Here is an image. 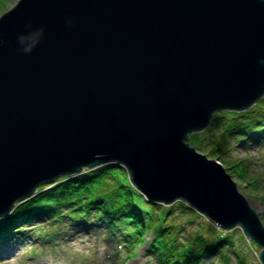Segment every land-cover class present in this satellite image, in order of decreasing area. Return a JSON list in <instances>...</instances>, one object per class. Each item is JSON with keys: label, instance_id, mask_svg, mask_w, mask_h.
<instances>
[{"label": "water", "instance_id": "1", "mask_svg": "<svg viewBox=\"0 0 264 264\" xmlns=\"http://www.w3.org/2000/svg\"><path fill=\"white\" fill-rule=\"evenodd\" d=\"M264 97V0H20L0 17V219L39 187L117 163L261 248L264 225L187 143Z\"/></svg>", "mask_w": 264, "mask_h": 264}, {"label": "trees", "instance_id": "2", "mask_svg": "<svg viewBox=\"0 0 264 264\" xmlns=\"http://www.w3.org/2000/svg\"><path fill=\"white\" fill-rule=\"evenodd\" d=\"M214 128L219 129L216 141L211 133ZM230 141L239 147L264 142V97L248 110L214 114L205 131L194 135L190 143L193 142L191 145L196 150L207 151L211 159L221 161L228 152ZM224 162L230 172L237 177H245L243 165ZM250 182L254 189L258 188L254 178ZM37 192L34 197L17 205L10 215L0 219V250L8 248L25 225L48 220L55 225L61 221L82 222L80 224L85 230L94 219L101 220L105 216L112 224L107 238H115L127 246L131 251L127 256L132 259L138 254L134 248L147 244L143 235H150L154 239L148 241L146 252L155 259V264H204V260L218 255L224 264H232L230 255L236 257L235 264H245L239 250H235L236 241L231 232L218 231L211 224L205 231L194 233L184 241L177 238L172 229L177 226L175 211L190 207L181 201L170 206L146 201L131 183L128 171L117 163L76 176L61 177L54 183L39 187ZM128 225H133L134 233Z\"/></svg>", "mask_w": 264, "mask_h": 264}, {"label": "rangeland", "instance_id": "3", "mask_svg": "<svg viewBox=\"0 0 264 264\" xmlns=\"http://www.w3.org/2000/svg\"><path fill=\"white\" fill-rule=\"evenodd\" d=\"M19 1L0 0V17L12 10ZM201 133L197 134L201 135ZM211 133L212 139L216 141L219 129L214 128ZM194 135H191L187 140L190 146L193 145V142L190 143V141ZM204 149L208 148L204 147ZM197 151L208 157L207 151ZM224 161L243 165L246 168L245 177L240 178L230 172L224 165ZM219 163L224 166L227 173L236 183L239 193L257 213L264 225V142L251 145L250 147H239L238 144L230 141L228 152ZM251 178L256 180L257 189L252 186ZM181 202L192 210H189L190 208H182L175 211L174 221L178 227L174 225L175 227L172 229H174V233L176 232L177 238L180 237L184 241L194 233L205 231L208 225L210 227L212 225L218 231L231 232L236 241L237 247L235 250H239L238 254L245 264H261L259 259L261 248L245 235L240 226L231 231H223L213 221L197 213L187 202ZM79 221L83 220L80 219ZM80 223L61 221V223L55 225L48 220L25 225L17 239L10 243L8 248L0 250V264H155V259L146 252L148 241L150 242L154 239L153 236L143 235L147 244L140 248H134L138 254L135 259H131L127 256V253H131L128 248H125V251H120L116 249V245L119 242L115 238H107V235H110V227H112L107 217L104 216L101 220L94 219L89 229L86 228L85 230L82 227L83 224ZM132 226L128 225L131 229ZM134 231L132 229L133 233ZM182 240L180 241L183 242ZM118 252H122L120 253L121 256L117 255L115 256L116 258H109V256L114 255L113 253ZM125 254L126 256H124ZM230 257V262L235 264L236 257L233 255H230ZM204 261V264H224L219 259V255Z\"/></svg>", "mask_w": 264, "mask_h": 264}, {"label": "bare ground", "instance_id": "4", "mask_svg": "<svg viewBox=\"0 0 264 264\" xmlns=\"http://www.w3.org/2000/svg\"><path fill=\"white\" fill-rule=\"evenodd\" d=\"M176 203V202H175Z\"/></svg>", "mask_w": 264, "mask_h": 264}]
</instances>
